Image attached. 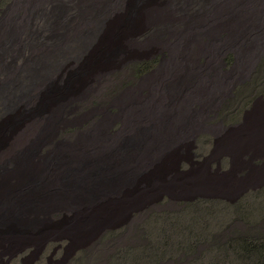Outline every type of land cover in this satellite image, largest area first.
Listing matches in <instances>:
<instances>
[{
  "label": "rangeland",
  "instance_id": "obj_1",
  "mask_svg": "<svg viewBox=\"0 0 264 264\" xmlns=\"http://www.w3.org/2000/svg\"><path fill=\"white\" fill-rule=\"evenodd\" d=\"M263 119L264 0H0V264H264Z\"/></svg>",
  "mask_w": 264,
  "mask_h": 264
},
{
  "label": "bare ground",
  "instance_id": "obj_2",
  "mask_svg": "<svg viewBox=\"0 0 264 264\" xmlns=\"http://www.w3.org/2000/svg\"><path fill=\"white\" fill-rule=\"evenodd\" d=\"M116 28H118L117 26H116ZM115 29V28H114ZM113 35H115V34H113ZM257 122H259L258 120H257ZM262 123L264 124V119H263V121H262ZM202 179V178H201ZM206 180V179H205ZM207 181V180H206ZM205 181V182H206ZM210 181V180H209ZM211 182V181H210ZM198 183V182H197ZM207 183V182H206ZM217 183H219V182H217ZM222 182L220 181V184H221ZM212 184V183H211ZM218 185V184H217ZM2 186L0 185V188H1ZM210 187V186H209ZM217 187V186H216ZM219 187H221V186H219ZM215 188V187H214ZM123 205V204H122ZM122 205L120 204V205H118V207L120 208V209H122ZM121 212V211H120ZM120 212H119V214H120ZM104 213L103 212H101V210H98V211H94L93 213H86V214H83V215H80V217L77 219V221L75 222L76 224H75V228H76V232H77V235L78 236H76V237H78V238H80V237H86L90 232H91V230L93 229V228H95V226L93 227V225H91L90 227H89V223H98V222H100L101 221V219H102V215H103ZM119 214H117V215H119ZM105 215V214H104ZM111 215H113V213L111 214ZM111 218V217H110ZM72 228V227H71ZM10 235H12V233L10 232V231H6V232H4V233H1L0 234V238H7L8 236H10ZM15 244H18V242L17 243H14V244H11L12 246H14Z\"/></svg>",
  "mask_w": 264,
  "mask_h": 264
}]
</instances>
